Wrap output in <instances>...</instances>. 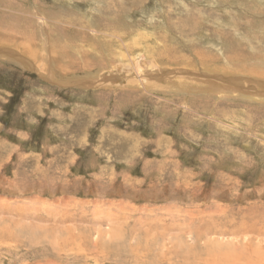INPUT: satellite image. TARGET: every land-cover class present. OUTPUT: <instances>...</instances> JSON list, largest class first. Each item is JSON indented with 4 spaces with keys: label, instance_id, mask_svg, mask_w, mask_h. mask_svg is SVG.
<instances>
[{
    "label": "rangeland",
    "instance_id": "1",
    "mask_svg": "<svg viewBox=\"0 0 264 264\" xmlns=\"http://www.w3.org/2000/svg\"><path fill=\"white\" fill-rule=\"evenodd\" d=\"M263 71L264 0H0V264H264Z\"/></svg>",
    "mask_w": 264,
    "mask_h": 264
},
{
    "label": "bare ground",
    "instance_id": "2",
    "mask_svg": "<svg viewBox=\"0 0 264 264\" xmlns=\"http://www.w3.org/2000/svg\"><path fill=\"white\" fill-rule=\"evenodd\" d=\"M149 31V30H148ZM167 32V31H166ZM97 33V32H96ZM146 33V32H145ZM152 33V32H151ZM147 34V33H146ZM140 35V34H139ZM133 36V35H132ZM131 37V36H130ZM129 38V37H128ZM152 38V37H151ZM154 40V39H153ZM126 42V41H125ZM130 42V41H129ZM136 42V41H135ZM146 42V41H145ZM148 42V41H147ZM149 42H151V41H149ZM157 42V41H156ZM133 43V42H132ZM137 43V42H136ZM167 43V42H166ZM170 43V42H169ZM141 44H143V43H141ZM163 44V43H162ZM101 45V44H100ZM127 45H129V44H127ZM133 45V44H132ZM144 45V44H143ZM163 45H165V44H163ZM99 46V45H98ZM102 46V45H101ZM143 47V46H142ZM152 47V46H151ZM167 47V46H166ZM162 48V47H161ZM105 50V49H104ZM140 50V49H139ZM155 50V49H154ZM126 51V50H125ZM141 51H143V49L141 50ZM162 51H163V49H162ZM162 51H159V52H162ZM205 51V50H204ZM18 52V51H17ZM148 52V51H147ZM135 53V52H134ZM146 54V53H145ZM148 54V53H147ZM146 54V55H147ZM168 54V53H167ZM171 54V53H170ZM141 55V54H140ZM140 55H138V56H140ZM132 56V55H131ZM137 56V57H138ZM168 56V55H167ZM150 57V56H149ZM161 57V56H160ZM142 58V57H141ZM147 58V57H146ZM156 59V58H155ZM168 59V58H167ZM150 60V59H149ZM137 61H138V59H137ZM156 62H159V61H157L156 60ZM150 63V62H149ZM155 63H154V61H153V63H152V65H154ZM31 65V64H30ZM125 65V64H124ZM147 65V64H146ZM123 66V65H122ZM137 66V65H136ZM139 66V65H138ZM155 66V65H154ZM120 67V66H119ZM153 67V66H152ZM151 68V67H150ZM155 68H157V67H155ZM167 68V67H166ZM219 68V67H218ZM129 69V68H128ZM151 70H152V68H151ZM153 71H154V69H153ZM156 71V70H155ZM225 71V70H224ZM264 72V71H263ZM136 73H137V71H136ZM223 73V72H222ZM241 73V72H240ZM127 74V73H126ZM243 74V73H242ZM247 74V73H246ZM255 74V73H254ZM257 75V74H256ZM97 76V75H96ZM140 76V75H139ZM134 78H136V77H134ZM173 78V77H172ZM252 78V77H251ZM261 78V77H260ZM114 79V78H113ZM120 79V78H119ZM133 79V78H132ZM140 79H142V78H140ZM123 80V79H122ZM144 80V79H143ZM249 80V79H248ZM260 80V79H259ZM145 81H147V80H145ZM168 81V80H167ZM178 81V80H177ZM229 81V80H228ZM110 82V81H109ZM115 82V81H114ZM133 82V81H132ZM252 82H254V81H252ZM260 82H264V80H261ZM243 83H245V82H243ZM249 83V82H248ZM119 84H120V82H119ZM148 84V83H147ZM167 84H169V83H167ZM183 84V83H182ZM181 84V85H182ZM190 84V83H189ZM257 84H258V81H257ZM261 84V83H260ZM259 84V85H260ZM117 85V84H116ZM135 85V84H134ZM145 85H146V83H145ZM176 85V84H175ZM140 86H142V85H140ZM148 86V85H147ZM177 86V85H176ZM237 86L239 87V85L237 84ZM241 86V85H240ZM246 86H247V83H246ZM246 86H244V87H246ZM179 87V86H178ZM177 87V88H178ZM189 87H191V86H189ZM193 87V86H192ZM191 87V88H192ZM252 86H248L247 88H250V89H252L251 88ZM253 87H255V85H253ZM261 87V86H260ZM174 88V87H173ZM259 88V87H258ZM255 89H256V87H255ZM260 89V88H259ZM258 89V90H259ZM144 90V89H143ZM207 90V89H206ZM248 90V89H247ZM247 90H243L242 92H244L245 94L246 93H250L249 91H247ZM194 91V90H193ZM251 91V90H250ZM256 91V90H255ZM207 92V91H206ZM220 92V91H219ZM261 92V91H260ZM236 93V92H235ZM258 93V92H257ZM262 93V92H261ZM245 94H243V96L245 95ZM259 94V93H258ZM240 95V94H239ZM238 95V96H239ZM253 95H255V94H253ZM251 97H253V96H251ZM246 98V97H245ZM248 99V98H247ZM256 99V98H255ZM255 101V100H254ZM261 101V100H260ZM253 102V101H252ZM257 103V102H256Z\"/></svg>",
    "mask_w": 264,
    "mask_h": 264
}]
</instances>
